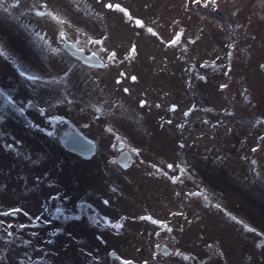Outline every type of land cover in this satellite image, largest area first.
<instances>
[{"label":"rangeland","instance_id":"374dc122","mask_svg":"<svg viewBox=\"0 0 264 264\" xmlns=\"http://www.w3.org/2000/svg\"><path fill=\"white\" fill-rule=\"evenodd\" d=\"M261 15L0 0V264H264ZM64 32L108 65L68 55ZM78 129L90 159L61 142Z\"/></svg>","mask_w":264,"mask_h":264},{"label":"water","instance_id":"95a60500","mask_svg":"<svg viewBox=\"0 0 264 264\" xmlns=\"http://www.w3.org/2000/svg\"><path fill=\"white\" fill-rule=\"evenodd\" d=\"M60 38L63 41V48L66 52L82 64L94 69H101L108 65V61L92 47L87 49L85 46L75 44L65 32L61 34ZM61 142L67 150L85 159L92 158L97 152L96 143L80 130L65 131L61 136ZM124 146V143L120 142L118 144V149L122 150ZM129 159V152L123 151L118 158V163L123 168H127L129 166ZM169 251L170 249L168 248L163 249V253L166 255Z\"/></svg>","mask_w":264,"mask_h":264},{"label":"flooded vegetation","instance_id":"af4514ba","mask_svg":"<svg viewBox=\"0 0 264 264\" xmlns=\"http://www.w3.org/2000/svg\"><path fill=\"white\" fill-rule=\"evenodd\" d=\"M208 206V203L206 202V205L204 207Z\"/></svg>","mask_w":264,"mask_h":264},{"label":"snow or ice","instance_id":"6c2138e0","mask_svg":"<svg viewBox=\"0 0 264 264\" xmlns=\"http://www.w3.org/2000/svg\"><path fill=\"white\" fill-rule=\"evenodd\" d=\"M108 7H112V5H108Z\"/></svg>","mask_w":264,"mask_h":264},{"label":"bare ground","instance_id":"6f19581e","mask_svg":"<svg viewBox=\"0 0 264 264\" xmlns=\"http://www.w3.org/2000/svg\"><path fill=\"white\" fill-rule=\"evenodd\" d=\"M261 16H263V15H261ZM264 17V16H263Z\"/></svg>","mask_w":264,"mask_h":264}]
</instances>
